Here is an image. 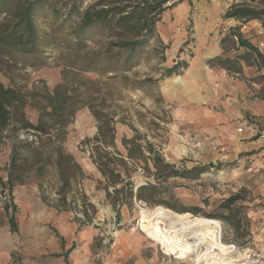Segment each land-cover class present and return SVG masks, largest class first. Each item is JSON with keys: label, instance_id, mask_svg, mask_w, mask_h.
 Listing matches in <instances>:
<instances>
[{"label": "rangeland", "instance_id": "rangeland-1", "mask_svg": "<svg viewBox=\"0 0 264 264\" xmlns=\"http://www.w3.org/2000/svg\"><path fill=\"white\" fill-rule=\"evenodd\" d=\"M95 1L81 0L80 5L85 8ZM234 1L183 0L161 13L155 36L138 52L133 67L124 70L121 58L113 80L108 79L110 71L89 73L109 80L105 109L114 118L116 150L127 162L119 166L122 178L130 180L134 192L147 182L157 183L164 203L148 204L135 196L125 201L124 192L115 193L91 157L93 143L84 142L97 133L98 123L83 107L69 124L64 145L84 173L74 181L65 202L58 201V183L53 178L44 182L43 189L30 179L9 193L2 182L7 180L10 144L1 148L0 264H73L74 252L84 264H206L208 259L203 256L198 261L195 251L183 253L162 245L152 227L156 218L151 221L144 213L161 207L205 218L217 216L219 240L231 249L223 254L219 248H209L212 238L207 236L208 242L200 246L202 253L210 249L225 262L231 258L239 264H264V75L255 66L244 65L242 73H231L210 62L217 55L240 52L232 50L231 43L229 51L221 47L229 26L239 24L224 18ZM38 25L47 28L51 20L40 18ZM101 31L93 33L89 46L118 40ZM241 31L264 47L259 21L243 23ZM60 54V47L46 49V64L40 66L7 60L0 80L16 87L39 81L53 87L63 78ZM174 76L187 81L186 87L173 83ZM28 114L37 120L35 110L28 109ZM133 137L143 145L148 164L126 157L124 139ZM150 146L176 169L202 170L194 177L159 180ZM230 197L234 199L228 208ZM13 214L17 231L9 224ZM166 225L160 222L159 227L166 229ZM176 238L195 247L191 232Z\"/></svg>", "mask_w": 264, "mask_h": 264}, {"label": "trees", "instance_id": "trees-1", "mask_svg": "<svg viewBox=\"0 0 264 264\" xmlns=\"http://www.w3.org/2000/svg\"><path fill=\"white\" fill-rule=\"evenodd\" d=\"M181 2L183 0H96L82 8L81 0H0V70L7 60L45 65L43 54L54 46L61 48L63 67V78L53 87L44 81L30 87H16L0 80V150L6 143L10 144L7 180L2 184L9 193L17 184L30 179L36 180L43 189L44 182L53 178L58 183V201H66L74 181L84 173L82 165L65 148L67 128L77 112L88 107L97 120L98 130L84 142L93 143L91 157L115 193L124 192L125 201L135 196L148 204L164 203L161 198L164 192L157 183L147 182L134 192L130 180L122 178L119 166L127 162L116 150L114 118L105 109V89L108 81L118 76L120 59L126 64L124 70L133 67L138 52L155 36L161 13ZM40 18H48L51 25L42 28L38 25ZM224 18L239 24L229 26L221 39V47L224 52L229 51L227 45L231 43L232 50L240 52L217 55L211 58V64L231 73H242L244 65L255 66L264 75V47L260 48L241 31L242 24L252 20L259 21L264 28V0H235ZM98 28L102 29V35L118 40L89 46L88 41ZM130 30L133 32L125 36ZM107 71L113 72L109 80L89 76V73ZM28 109L37 112L35 122ZM24 133L28 135L22 137ZM124 141L129 161H147L148 164L141 142L134 137ZM111 146L115 150H109ZM148 152L154 153V175L159 180L194 177L202 170L197 167L179 170L151 146ZM233 199L226 200L228 208ZM88 204L95 211L94 205ZM178 210L183 214L188 211ZM84 213L88 215L86 210ZM9 224L12 231L18 230L14 214Z\"/></svg>", "mask_w": 264, "mask_h": 264}, {"label": "bare ground", "instance_id": "bare-ground-1", "mask_svg": "<svg viewBox=\"0 0 264 264\" xmlns=\"http://www.w3.org/2000/svg\"><path fill=\"white\" fill-rule=\"evenodd\" d=\"M171 80L173 83L179 86L186 87L187 81H185L181 76H174ZM195 99L199 100L197 96ZM147 212L148 211H144L146 216L149 217L151 221L156 218V220L152 222V227L157 231V237L161 241L162 245H164L165 247L169 249H176V251L180 249L183 253H186L187 250L195 251V254L197 256L196 258H198V261L203 256L206 257L205 260L208 259L206 264H239L237 260H232L231 258V261L225 262L224 257H218V253L214 254L210 249L205 251L204 253H202V250L200 251V246H202V244L207 241V236L212 238L211 241H207L208 244H210L209 248H211V246L212 248H219L223 254H227L230 251L231 246L225 245L219 240L221 229L219 220L213 218L193 216L190 214H181L165 207L158 208L154 212L150 211L149 214ZM160 222L163 224H167L166 226L168 228L164 229L159 227ZM188 232H191L196 238V243L194 244L195 247H192L191 245H189V243L185 245L184 243L180 242L179 239L176 238L177 235L181 233L188 234Z\"/></svg>", "mask_w": 264, "mask_h": 264}, {"label": "crops", "instance_id": "crops-1", "mask_svg": "<svg viewBox=\"0 0 264 264\" xmlns=\"http://www.w3.org/2000/svg\"><path fill=\"white\" fill-rule=\"evenodd\" d=\"M181 3H182V2H181ZM69 252H70V249H68L66 253H69ZM66 255H68V254H66ZM63 258H66V256L63 255ZM69 260H70V259H69ZM67 261H68V260H67ZM65 262H66V259H65ZM72 262H73V264H84V261H83L81 258H78V257L76 256V252L73 253V256H72ZM65 264H67V262H66Z\"/></svg>", "mask_w": 264, "mask_h": 264}]
</instances>
